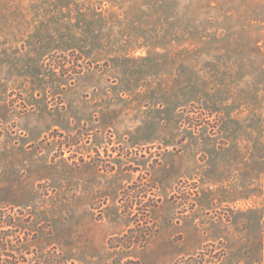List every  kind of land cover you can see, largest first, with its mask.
<instances>
[{
    "label": "rangeland",
    "instance_id": "obj_1",
    "mask_svg": "<svg viewBox=\"0 0 264 264\" xmlns=\"http://www.w3.org/2000/svg\"><path fill=\"white\" fill-rule=\"evenodd\" d=\"M0 215L21 262L264 264V0H0Z\"/></svg>",
    "mask_w": 264,
    "mask_h": 264
},
{
    "label": "trees",
    "instance_id": "obj_2",
    "mask_svg": "<svg viewBox=\"0 0 264 264\" xmlns=\"http://www.w3.org/2000/svg\"><path fill=\"white\" fill-rule=\"evenodd\" d=\"M0 224H5V226L10 227L11 225L7 224L3 219H1L0 215ZM0 228V264H65L63 262H56L54 257L51 255H48L47 257H44L43 259H36L31 262L26 261L22 258L23 262L20 261V257H13L10 255V252H15L18 254V249L14 250V247L10 246L8 244V238L12 234L9 232V230H4ZM142 234V232L135 229H128L126 233V237L128 238L129 235L133 234ZM11 234V235H10ZM118 244V240H117ZM21 253V252H20ZM175 264H204L203 262L199 261V259L196 257H188L185 259H181L177 261Z\"/></svg>",
    "mask_w": 264,
    "mask_h": 264
}]
</instances>
